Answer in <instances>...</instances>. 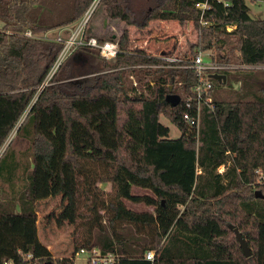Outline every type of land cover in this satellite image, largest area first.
<instances>
[{
  "label": "trees",
  "instance_id": "16d2710c",
  "mask_svg": "<svg viewBox=\"0 0 264 264\" xmlns=\"http://www.w3.org/2000/svg\"><path fill=\"white\" fill-rule=\"evenodd\" d=\"M94 1L0 0V148L15 127V134L29 142L24 166L16 155L7 158L9 145L0 154V181L10 189L7 193L0 187V264H73L79 247L111 252L113 264H264V73L256 68L225 71V81L237 87L220 96H212L211 88L214 108L201 104L197 127L182 117L185 111L195 116L194 72L141 48L120 49L115 62H108L96 48L79 46L51 83L39 89L61 48L40 36L75 22ZM202 1L156 0L145 17L192 24L194 40L181 59L210 49L221 61L264 65V19L248 15L246 0H228L226 6L208 0L201 18L195 3ZM27 30L32 36L25 35ZM85 74L94 76L80 84L70 80ZM169 93L178 96L176 103L167 100ZM101 96L114 103L112 145L103 143L98 126L92 127L94 111L75 108L77 99L93 103ZM54 107L62 118L60 160L73 171L67 197L76 223L71 251L51 257L36 250L32 162L40 159L41 168L52 173L56 146L37 128V120L41 111ZM107 110L106 105L97 109L102 121ZM161 115L181 131L179 137L169 138ZM75 121L102 153L74 151ZM17 170L22 184L15 188ZM98 183H109L110 193L104 194ZM229 225L245 238L250 256L243 255ZM149 250L154 251L152 260L145 258Z\"/></svg>",
  "mask_w": 264,
  "mask_h": 264
},
{
  "label": "rangeland",
  "instance_id": "374dc122",
  "mask_svg": "<svg viewBox=\"0 0 264 264\" xmlns=\"http://www.w3.org/2000/svg\"><path fill=\"white\" fill-rule=\"evenodd\" d=\"M246 4L249 8L248 15L252 19H264V0H246ZM155 5L156 0H95L89 9L90 16L85 32L97 38L114 37L119 49L132 51L135 48H141L148 54L157 57L181 56L185 51H188L194 40L195 31L192 24L190 22L179 23L177 20L146 19V13ZM1 27L2 21L0 20ZM46 33L47 36L53 37L58 33V27ZM65 33L64 31L61 32L62 35ZM255 71L264 73V69L261 68H256ZM93 76L94 74L76 75L70 80L80 84L82 81L88 82ZM229 77L230 74L228 79ZM228 83L229 81L222 84L213 81L212 96L231 94L237 85L233 86L232 84L230 87ZM169 87L172 90L173 86L169 85ZM104 105L108 108L106 121H102L100 113L97 112V109ZM75 108L81 113L94 111L91 116L92 127L95 128L97 123L98 127H96L104 144L112 145L114 143V103L112 100L104 96L99 97L93 103L84 99H77ZM61 121L58 107H54L50 112L41 111L37 120V128L47 133L56 146V158L51 174L46 173L41 168L40 159L37 158L32 162L36 171L37 183V201L35 202L36 250L40 256H62L68 254L72 249L76 221H74L73 205L68 202L67 191L73 189V171L70 164L60 160L64 151L63 144L58 138ZM159 121L169 128V138L179 137L181 131L167 117L161 115ZM16 129L17 127L13 128L8 135L0 148V154L9 145L7 158L10 159L11 156L16 155L19 165L24 166L29 161V142L20 135L17 136L15 134ZM49 129L56 133V136H53ZM71 136L76 153L92 155L102 153V151L92 147L90 133L84 129L82 123L77 121L73 123ZM223 169V166L219 167L220 171ZM20 174L21 171L17 170L14 178L15 188L22 184V180L17 178ZM97 186L103 190L104 194L111 191L109 183H98ZM0 187L5 192H10L9 185L2 181H0ZM134 192L150 194V191L141 188H134ZM126 204L138 210L143 209L140 204H132L128 201ZM100 213L102 212L100 211ZM76 264L85 263L82 259H78Z\"/></svg>",
  "mask_w": 264,
  "mask_h": 264
},
{
  "label": "built area",
  "instance_id": "2783aa9c",
  "mask_svg": "<svg viewBox=\"0 0 264 264\" xmlns=\"http://www.w3.org/2000/svg\"><path fill=\"white\" fill-rule=\"evenodd\" d=\"M215 1H218L225 6L228 5V0ZM90 7L82 14V16L78 20L73 22V24L58 27V33L55 36L49 37L47 36L46 32L40 36L43 39L59 42L61 44V48L56 54V57L51 64L44 81L39 86V89L51 83L50 79L56 72L58 67L79 46L86 45L96 48L98 50L100 58L108 62H115L116 56L120 50L116 40L105 39L100 41L97 39V37H94L92 35L88 36L85 32V27L90 16ZM195 7L200 11V17L202 18V15L208 8V0L195 3ZM201 24L205 25L206 22L201 21ZM72 25L74 26L73 28L71 27ZM227 29H230V27H227ZM62 31L66 32L65 35L61 34ZM25 35L32 36L29 30L25 32ZM159 58L166 62L181 63L180 66L191 69L194 72V75L197 77V82L192 89L194 93V99L196 100L195 116H191L186 111L183 112L182 115L185 120L196 127L199 123L201 104L206 105L211 110H213L214 108L212 96L209 94V91L213 86V78L210 76L211 74H225V71L237 68H264V65L235 64L218 60L216 59L215 52L210 49L203 52H197L192 58L189 59H181L178 55L161 56ZM130 79L132 80L133 85H136V82L134 81L132 76H130ZM186 106L191 107V103L187 101ZM26 257L30 258L31 254H28ZM153 257L154 251L149 250L145 252L146 259L152 260ZM78 259H82L85 264H113L115 262V254L111 252L102 253L98 248L79 247L73 252V264H76V260Z\"/></svg>",
  "mask_w": 264,
  "mask_h": 264
},
{
  "label": "water",
  "instance_id": "95a60500",
  "mask_svg": "<svg viewBox=\"0 0 264 264\" xmlns=\"http://www.w3.org/2000/svg\"><path fill=\"white\" fill-rule=\"evenodd\" d=\"M213 79L217 80L218 82H225L226 80V75L225 74H218V73H213L210 75ZM170 87H169V91H170ZM167 100L170 101L172 104L176 103L178 100V96L175 94H171L169 93L167 95ZM255 196L256 197H262V194L260 193V191H256L255 192ZM229 228H231L235 234V238L239 244V247L243 253V255L245 257L250 256L251 255V250L250 247L248 246L245 238L242 236V234L239 232V230L231 225H229Z\"/></svg>",
  "mask_w": 264,
  "mask_h": 264
},
{
  "label": "crops",
  "instance_id": "0c3cea01",
  "mask_svg": "<svg viewBox=\"0 0 264 264\" xmlns=\"http://www.w3.org/2000/svg\"><path fill=\"white\" fill-rule=\"evenodd\" d=\"M90 35V34H89ZM153 56H155V55H153ZM96 126H97V123H96ZM50 127V126H49ZM94 127V126H93ZM37 201V200H36ZM35 206H36V203H35Z\"/></svg>",
  "mask_w": 264,
  "mask_h": 264
}]
</instances>
